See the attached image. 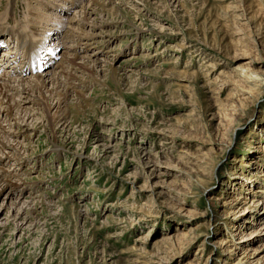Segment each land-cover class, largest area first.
I'll use <instances>...</instances> for the list:
<instances>
[{"label": "rangeland", "instance_id": "1", "mask_svg": "<svg viewBox=\"0 0 264 264\" xmlns=\"http://www.w3.org/2000/svg\"><path fill=\"white\" fill-rule=\"evenodd\" d=\"M17 5L0 264H264V0Z\"/></svg>", "mask_w": 264, "mask_h": 264}, {"label": "bare ground", "instance_id": "2", "mask_svg": "<svg viewBox=\"0 0 264 264\" xmlns=\"http://www.w3.org/2000/svg\"><path fill=\"white\" fill-rule=\"evenodd\" d=\"M9 1V0H8ZM6 1L5 4H4V1L3 0H0V52H1V49H2V46L4 47H7V48H10V46L12 45V42H11V38L14 39V38H19L20 39V44L17 46L15 45H12V49L10 52H6L7 55L9 57H11V61L13 60L14 64L17 63L18 61V64L20 63L21 66H18V68L16 67V65H12L14 68H12V72H19V74H26L28 72L31 71V68H33L34 65H32V61H34V58L35 57H41L43 58L45 54H42L44 53L46 50V47L44 46V49L41 47V46H33L30 44V40L29 42L26 41V38L23 37L24 34H22V27L20 25L18 26H12L11 28H8L6 26L7 23H10V15L12 13H17L18 11V6L17 5V0H10L9 2ZM2 2V3H1ZM3 9V11H1ZM32 25H35V24H32ZM20 27V28H19ZM73 29V28H72ZM26 31V30H25ZM31 32V30H30ZM48 32L50 33L51 30H48ZM22 37H21V36ZM9 38V39H8ZM29 39V38H28ZM8 40V41H7ZM6 41V42H4ZM43 41H45V39H43ZM10 44V45H9ZM22 47L23 49H21L20 47ZM16 47V48H15ZM11 49V48H10ZM18 49V50H17ZM24 49H29V52H28V56H26V58L28 57L29 58V61L31 62V66H30V62L28 61L27 66L25 67L24 65V61L21 60L22 59V55H20V50H23L25 51ZM1 54V53H0ZM34 55H36L34 57ZM4 56V55H3ZM30 56L32 57L33 60H30ZM5 58V57H4ZM0 66H1V63H0ZM24 66V67H23ZM4 76V75H3ZM3 76L0 75V80L3 79ZM7 76V75H6ZM38 79L41 78L40 75L36 76ZM69 78V77H68ZM10 81V80H9ZM24 81V80H23ZM43 81V80H41ZM45 84V83H44ZM11 88V86L9 84H6L5 82L4 83H0V95L2 96V99H3V96L4 94L6 93V91H9V89ZM3 89L5 90V93L3 92ZM24 91V90H23ZM33 91V89H32ZM34 92V91H33ZM4 93V94H3ZM25 93V92H24ZM8 103V102H7ZM42 105H44V102H42ZM2 106V105H1Z\"/></svg>", "mask_w": 264, "mask_h": 264}]
</instances>
